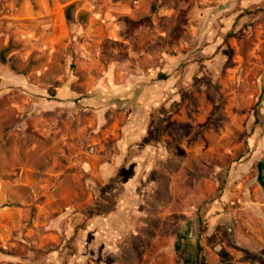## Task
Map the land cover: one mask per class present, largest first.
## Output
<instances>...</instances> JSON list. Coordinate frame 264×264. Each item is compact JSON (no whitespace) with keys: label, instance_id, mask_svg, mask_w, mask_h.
Wrapping results in <instances>:
<instances>
[{"label":"rangeland","instance_id":"374dc122","mask_svg":"<svg viewBox=\"0 0 264 264\" xmlns=\"http://www.w3.org/2000/svg\"><path fill=\"white\" fill-rule=\"evenodd\" d=\"M197 243L264 264V0H0V264Z\"/></svg>","mask_w":264,"mask_h":264},{"label":"trees","instance_id":"16d2710c","mask_svg":"<svg viewBox=\"0 0 264 264\" xmlns=\"http://www.w3.org/2000/svg\"><path fill=\"white\" fill-rule=\"evenodd\" d=\"M133 24L138 25V22L133 23ZM181 32H182L181 24L178 23V25L172 31L173 39H178ZM97 202L99 203H96L93 207L89 208L88 217L108 214L110 212V209H108L107 207L111 206L113 202H115L114 195L112 193L104 195ZM195 262L196 264H207L205 257L203 255V248L199 245V243H197V246H196Z\"/></svg>","mask_w":264,"mask_h":264},{"label":"crops","instance_id":"0c3cea01","mask_svg":"<svg viewBox=\"0 0 264 264\" xmlns=\"http://www.w3.org/2000/svg\"><path fill=\"white\" fill-rule=\"evenodd\" d=\"M115 171V173L114 174H116L118 171H119V169L118 170H114ZM113 174V173H112Z\"/></svg>","mask_w":264,"mask_h":264}]
</instances>
